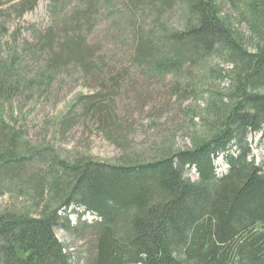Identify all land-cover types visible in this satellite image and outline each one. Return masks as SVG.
Here are the masks:
<instances>
[{"label":"trees","instance_id":"1","mask_svg":"<svg viewBox=\"0 0 264 264\" xmlns=\"http://www.w3.org/2000/svg\"><path fill=\"white\" fill-rule=\"evenodd\" d=\"M48 13L45 28L31 30L33 44L14 42L0 59V198L10 199L0 205V264H79L56 227L88 232L81 264H264V163L248 143L264 129V0H50ZM129 70L168 80L180 100L206 96L184 131L189 146L159 141L147 158L69 159L6 119L14 99L44 96L61 76L109 91L123 88ZM88 99L74 101L102 120L100 99ZM219 154L227 169L218 176ZM71 207L78 220L80 209L97 219L74 226Z\"/></svg>","mask_w":264,"mask_h":264},{"label":"rangeland","instance_id":"2","mask_svg":"<svg viewBox=\"0 0 264 264\" xmlns=\"http://www.w3.org/2000/svg\"><path fill=\"white\" fill-rule=\"evenodd\" d=\"M32 2V9H26L22 15L17 16L20 10ZM49 3L50 0H11L8 6L0 9V59L6 57L4 52L12 43L31 41L33 44L36 41L31 30L42 31L45 28L49 21ZM137 22L143 26L140 19ZM102 29L101 24H98L94 30V37L98 39L94 47L97 49L102 45ZM117 45L110 48L115 51ZM130 48L127 50L129 53ZM222 66L221 64L220 67ZM134 73L129 70L125 79L135 84L133 88L125 80H121L123 88L109 91H106L107 86H103V82L100 85L93 80L84 81L76 74L61 76L52 83L44 96L36 93L30 100L24 97L14 99L8 109V112L12 111L6 115V119L20 129L33 145H48L69 159L78 156L117 162L123 153H141L143 158H147L159 145V141L173 148L189 146L190 141L184 131L191 124L190 115L203 114L206 96L180 100L170 90L168 80L154 84L156 81L149 82L139 73ZM101 76L105 78L104 84L107 85L108 75ZM30 77L29 73L28 78ZM63 79L66 81L62 82ZM190 79L191 77L181 78L184 82ZM214 80L211 76L214 87H218L219 77L216 82ZM61 84L63 88H60ZM223 85L221 82L220 87ZM78 95L88 96L89 105H94L100 99L101 109L105 110L102 120L96 119V111L92 107L83 113L84 103L74 101ZM194 122H198L197 118ZM248 143L254 161L264 163V129L259 133H251ZM214 166L218 176L226 171L227 165L220 154L214 158ZM185 174L191 179L197 176L193 168H188ZM9 200L7 196L0 198V205ZM77 210V207H71L66 211L74 226L78 221L92 222L97 219L94 214L80 209L82 216L78 220ZM54 233L71 260L81 264L87 254L86 243L90 239L88 232L80 231L79 228L64 230L56 227Z\"/></svg>","mask_w":264,"mask_h":264}]
</instances>
